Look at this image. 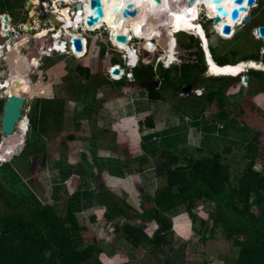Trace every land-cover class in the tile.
<instances>
[{"label": "rangeland", "instance_id": "obj_1", "mask_svg": "<svg viewBox=\"0 0 264 264\" xmlns=\"http://www.w3.org/2000/svg\"><path fill=\"white\" fill-rule=\"evenodd\" d=\"M40 1L28 6V0H0V13L10 17L18 38L23 37V29L25 31V27H19L22 21L40 25L46 17ZM45 1H49L52 8L57 3L61 9L75 10V5L68 4L69 0ZM203 13L197 21L204 32L189 24V27L178 22L166 25L177 39L176 62L169 70V76L172 81H181L182 64L201 65L197 54L190 56V52L195 54L200 50L204 62L206 53L211 73H206L204 78L207 81L214 77L226 80L211 84L212 88L223 86L220 97L211 103L206 98L201 100L209 82L199 83L198 88L184 93L182 88L186 85L178 88L161 81L158 73H166L163 65L167 60L161 62L159 48L151 53L146 41L157 36L132 41L139 49L141 62L153 65L157 74L150 84L157 89L165 88L159 92L160 99L151 100L150 90L143 88L141 82L136 83L134 77H127L129 62L125 57L122 60V50L112 47L107 34L113 24L103 19L87 27L85 34L83 31L88 26L85 20L84 24L73 27L82 40L80 53L75 51L73 43H68L62 51L70 46L74 56L53 54L47 58L42 53L43 58L33 62L36 66L28 75H19L22 81H30L33 86L30 94H25L24 116L28 120V132L20 151L9 154L5 147V155L11 158L16 154L18 157L21 151L29 154L28 159L18 158L12 165L16 171L21 170L30 194L40 202L48 199L60 217H65L71 209L87 227L80 252L83 264L235 263L238 249L234 240L228 238L221 227H215L211 220L208 231L201 227L207 214L215 210L204 201L194 208V221L188 218L183 206L168 213L177 226L167 236L166 244L143 243L134 249L118 232L125 225H131L141 229L149 239L154 238L152 222L127 216L153 207L155 192L166 186V180L155 174L165 160L163 153L166 150L191 158L219 153L221 162L229 166L235 185L252 169L264 173V80L250 73V70L264 71V39L255 33L257 27L264 25V0H257L250 19L231 27L230 34L217 28ZM61 26L53 29L58 31ZM195 31L200 34L203 47L198 39H190L189 35ZM66 41L68 36L62 32L58 42ZM252 55H259V61L251 59ZM219 59L231 65L228 67L242 65L244 69L238 75L222 72L227 67L219 68L217 63H223ZM114 60L125 73L117 81L109 73ZM36 62L41 63L40 68ZM139 67L138 70L140 64ZM7 81L8 78L3 80V88ZM195 89H202V95L198 96ZM149 119L153 127L147 125ZM35 135L45 139L41 151L30 142ZM250 142L255 144L257 151L247 160L246 145ZM101 163L112 164L101 169L98 166ZM1 185L3 183H0V190L3 189ZM56 198L58 201H54ZM75 201L79 205L76 206ZM1 202L0 209L3 207ZM106 206L115 211V221L111 223L105 220ZM33 213L34 210L29 208L28 219Z\"/></svg>", "mask_w": 264, "mask_h": 264}, {"label": "trees", "instance_id": "obj_2", "mask_svg": "<svg viewBox=\"0 0 264 264\" xmlns=\"http://www.w3.org/2000/svg\"><path fill=\"white\" fill-rule=\"evenodd\" d=\"M190 35L202 42L197 31ZM190 39L195 41L194 37ZM152 43L153 46L148 45L149 51L155 53L158 47L154 41ZM196 54L201 65L182 64L181 81L176 82L170 79V69H163L166 73L159 76L163 83L177 85L178 88L189 83L193 87H198V83L209 82V85L204 88V96L201 100L206 98L205 100L211 103L220 97V91L223 88V86L212 88L211 84L216 81L223 83L226 80L222 77H214L207 81L204 76L208 68L204 69L202 52L198 50L195 54L190 52L189 55ZM250 58L259 61V55H252ZM219 60L223 62L219 64L220 67L230 65L222 59ZM113 62L116 63L115 60ZM143 64L146 69H140L134 73L140 80L146 79L140 85L150 90L151 100H157L163 88H153L155 86L150 83L155 81L157 74L153 77L150 72L154 70L153 65ZM250 73L264 80L263 70H250ZM200 74L202 75L193 79ZM6 87L7 85L1 90L4 91ZM2 107L3 101L0 100L1 113ZM147 125L153 127L151 119L147 121ZM4 139V142H7V138ZM27 141L29 142V138ZM37 141L36 136L30 140L32 143ZM1 144L0 137V148ZM37 144H34L36 148ZM17 145L8 144L6 150L9 154L16 153L22 149V146ZM246 147L248 153L245 159L250 160L252 153L257 151V147L252 142ZM163 156L165 160L155 173L157 178L166 180V186L155 192L152 197L153 207L143 209L142 213L127 216L152 222L154 238L149 239L141 229L131 225H125L118 231L121 233V238L134 249H138L143 243L166 244L167 236L171 235L172 230H175L177 226L168 213L183 206L188 218L194 221V208L199 202L204 201L212 205L215 210L207 214V219L203 220L201 227L208 231L211 220L215 227H221L228 238L234 240V246L238 249L234 264H264V173L252 169L239 178V183L235 185L231 181L229 166L221 162L220 154L217 152L212 153V156L191 158L181 156L169 149L163 153ZM28 157L29 154L23 151L14 160L28 159ZM13 161H10L5 151L0 149V183H3L1 185L3 189L0 190V202L3 198L1 202L3 207L0 209V264H83L80 252L84 247L83 233L87 231V227L80 222L71 209L65 217H60L46 200L40 202L31 195L29 188L23 182L20 168V171H16L12 165ZM99 199L102 200V197L99 196ZM29 208L34 210L30 219L27 217ZM121 212L118 211V213ZM114 215L115 211L108 206L105 214L106 222L115 221Z\"/></svg>", "mask_w": 264, "mask_h": 264}, {"label": "bare ground", "instance_id": "obj_3", "mask_svg": "<svg viewBox=\"0 0 264 264\" xmlns=\"http://www.w3.org/2000/svg\"><path fill=\"white\" fill-rule=\"evenodd\" d=\"M216 1H219L217 2L218 3L217 5L219 6L223 5L224 8L230 11L229 6L231 5L232 0H199L198 2H191L190 0H163L160 6H157L152 0H110L107 3L104 2V15L101 17V19H103V21L107 20L113 24V27L108 28L107 37L112 47H115L116 50H120V51L122 50V60L125 57L127 60L132 59L133 61H138V59L141 60V58H139L137 47L132 41L135 38V36L139 37L137 38L139 40H144L143 38L150 39L152 36H154L153 32L155 30L153 31L150 24L145 23V19L150 15L155 16L156 21L159 24L161 30H159V32H154L158 34L155 39H152V41L156 43V46L160 49L162 53L161 54L162 56L161 62H162L163 60L165 61L167 59H170V60L173 59L174 57L173 54H174L176 41H177L174 31L170 27L169 28L168 26L166 27V25H169L173 22L174 23L178 22L181 25H187V27L191 25V28H194L195 30L200 29L201 32H204V30L201 28V24H198L197 19L199 18L200 14H202L203 12H204L203 14H205V16L209 20H213L214 18H216L219 15V11H218L219 6H216ZM71 2L74 3L75 5L78 2H82L84 5V9L83 10L75 9V11L71 13L69 12V10H59L60 8H62V6L56 3L54 7L58 8L59 16L58 17L55 16V18L52 20V27H54V29L57 26L63 25L61 24L62 22H64L63 19H66L69 21L67 25L63 28L64 30L62 31L67 34L68 43H73V40L76 39V37L78 36L76 33V30L73 27L74 26L78 27V25L81 22H83L84 20L87 21L88 16L90 14H93V11L89 7V0H71ZM120 2H123L125 4L124 10L122 12H114L113 10L115 6L119 4ZM37 3H38V0H28L27 5L28 6L37 5ZM256 6H257V0L255 1V4L252 7L248 8L247 10H242L239 13L237 23L231 21V19L229 18V14H228L227 16H221L220 23H216L215 26L217 28L223 29V26L225 24H229L231 27H236L239 24H241L243 21L247 22L250 19L251 10H253ZM135 7L138 8V12L134 15L132 13H133V8ZM5 16H7L8 18V21L6 22L4 21ZM9 23H10V17L8 15H0V24L5 25L7 27L6 30H4L3 27L0 28L1 48H2V45H5L8 48V45H9L8 39H10V36L12 35L19 36V34H16L15 30L8 29L10 28ZM115 24L117 25L116 27L114 26ZM19 27H22V28L25 27V32L30 33V34H33L32 30H35V29L38 30V31H35L37 34L34 32L33 37L37 39L36 41H38L39 43L41 42V39H43V37L44 39L42 41H44L46 37L48 38L50 37L49 39L52 41V45L50 47L44 48L41 44L39 47H37V49H39L37 51L39 53V58L42 57V53L45 56L51 57V55L61 52L63 47L65 46V45L61 46V43L57 42V40L61 38L62 32L57 33L60 36H56V38H54L50 36V33L48 32V30H51V29L42 30L40 25L37 24V22L33 25L30 24V22L24 23L22 24V26H19ZM87 27H90V26H87ZM20 31L22 32V30ZM255 33L259 38L264 39V37L260 36L258 32V27L257 29H255ZM165 34H167L170 37V42L167 48H161L159 46L158 40L161 36ZM120 35H126L129 42L127 43L118 42L117 37ZM202 35H204V33H202ZM22 36L23 37L21 38L17 37L16 43L14 44V47L12 48L13 50L10 53L11 55H9L10 57L7 58L11 67L14 61L20 56L19 48L21 47V44H24V46L27 45L28 36H25V35H22ZM78 37L80 38V36ZM5 38H6V42H4ZM146 41H151V40H146ZM202 46H203V42H202ZM30 48L31 47H29V50ZM9 49L11 50V48ZM66 50L69 51L68 52L69 55L74 56L73 52L71 51L70 46L66 47ZM40 52L42 53L40 54ZM62 52H65V51H62ZM21 57L25 59L28 68L30 67L29 70H31L32 67L33 68L35 67L33 62H35L37 58L34 57L30 59L28 55H24ZM36 63H37V68H40L41 63L39 62H36ZM213 64L216 67L214 62ZM207 65H208L207 75H210L211 72H210L208 60H207ZM118 68H120L121 70L120 74L115 75L113 72V75L115 76L113 77V79L116 81L121 79V76L124 74V72H122L123 68L120 66H118ZM114 69L115 67L112 70ZM243 69H244L243 66L240 65L239 67H234V68L233 67L224 68L222 72H230L233 75H238L240 74V72L243 71ZM112 70L111 68H109V73L112 72ZM15 71H16L15 68L12 67L10 68V73H7L8 81H7V87L5 88L7 91H4L3 94H5V96L7 97L14 96L19 99H23L26 102L27 100L26 95L21 91V89L14 88L12 85L8 86V83H10V81L13 78H19L20 73L19 72H18L19 74L15 73ZM224 76H228V75H224ZM23 82H26V81H23ZM1 89L2 88L0 86V90ZM17 125H20L17 128L18 129L17 135H21L24 138V135L28 132V125H27L26 119L22 118L21 122H19V124ZM2 143H3V140H2Z\"/></svg>", "mask_w": 264, "mask_h": 264}, {"label": "water", "instance_id": "obj_4", "mask_svg": "<svg viewBox=\"0 0 264 264\" xmlns=\"http://www.w3.org/2000/svg\"><path fill=\"white\" fill-rule=\"evenodd\" d=\"M109 1L110 0H89V7L93 11V14H90L88 16V19L86 21L87 22L86 24L88 26H94L95 24H97L99 22L101 17L104 15V2L107 3ZM152 1L157 6H160L163 2V0H152ZM190 1L191 2H198L199 0H190ZM255 1L256 0H232L231 5L229 6L230 11H228L226 8H224L223 5H220V6L217 5L218 4L217 2H219V1H216V6H219V8H218L219 15L213 19V22L215 24L220 23L221 16H227L229 14V18L231 19V21L237 23L239 13L242 10H247L248 8L252 7L255 4ZM124 7H125V4L123 2H120L119 4H117L115 6L113 11L114 12H122L124 10ZM75 8L77 10H83L84 5L82 2H78L75 5ZM137 12H138V8L137 7L133 8L132 14L135 15ZM131 17H133V16H131ZM54 18H55V15L49 16L50 20H53ZM4 21L5 22L8 21L7 16L4 17ZM145 23L150 24L153 31L155 30L154 32H159L160 26L157 23L155 16H152V15L148 16L145 19ZM154 32H153V35L157 36L158 33H154ZM223 32L226 34H230L231 33V26L229 24H225L223 26ZM258 32H259L261 37H264V25H261L258 27ZM134 39H135V41H137V38H134ZM36 40L37 39L34 40V45L31 48L32 52H30L28 55V57L30 59H32L34 57L37 59L39 58V53L35 50L36 47L38 46V43H39ZM117 41L120 43L129 42L126 35L118 36ZM152 42L153 41L151 39V41L149 42L150 46H153ZM169 42H170V37L167 34L161 36L158 40L159 46L161 48H167L169 45ZM12 43H14V39L12 40ZM40 43L44 48H48L50 46V40L48 38H46L44 41H41ZM73 45H74L75 51L77 53H80L82 51V40H81V38L76 37V39L73 40ZM12 50L13 49L10 50L5 45H2V53H3L4 59H5L4 63H6L7 68L10 69V68L14 67L16 72L17 73L19 72L20 75H22V76L28 75L29 68L26 64L25 59L23 57H21V55L14 61L13 65L11 67L7 58L10 57L9 55H11L10 53ZM228 66H231V65H225L222 67H228ZM207 68H208V65H207V62L205 60V69H207ZM113 72H114V74H120L121 70H120V68L116 67L113 70ZM4 73L5 72L3 70L0 71V77L1 78L4 76ZM201 75L202 74L196 75L194 77V80L196 79L197 76H201ZM244 80L247 81V77H245ZM10 83L14 88L21 89V91L26 95L30 94V92L32 91L33 86H32V83L30 81L24 83L20 78H13L10 81ZM153 88H155V87H153ZM192 89H193V85L191 83H189L184 88H182V91L184 93H188ZM4 91H7V90L5 89ZM26 104L27 103L23 99H19V98L14 97V96H8L7 99L3 101V107H2L3 114L1 117L2 134H3V136H1V138H3V143L1 144L2 146L0 148L3 151H5V146L7 149L8 144L9 145L18 144L17 146H22L23 137L21 135H17V133L15 132V127L21 121L22 112H23ZM4 138H7V142H4V140H5ZM15 156H16V154L11 156L10 161H13Z\"/></svg>", "mask_w": 264, "mask_h": 264}, {"label": "built area", "instance_id": "obj_5", "mask_svg": "<svg viewBox=\"0 0 264 264\" xmlns=\"http://www.w3.org/2000/svg\"><path fill=\"white\" fill-rule=\"evenodd\" d=\"M53 1V0H52ZM39 5H40V7H42L43 8V10H44V13L46 14V17H45V19H44V21L42 22V26L45 28V29H50L51 28V30H49L50 31V34H51V36L52 37H54V38H56V36H60V35H58L57 33H59V32H57V31H55V30H53V28L52 27H50L49 28V26H52V20H50L49 19V16L50 15H55L56 17H58L59 15V13H58V8L56 7H53L52 8V5H50V2L49 1H45V0H42V1H40L39 2ZM11 30H13V28L11 27L10 28ZM13 37H17L16 35H14ZM46 38H48V37H46ZM50 38V37H49ZM9 40V39H8ZM60 39H58L57 40V42L59 41ZM50 42H51V45H52V41L50 40ZM66 44H68L67 42H64V43H61V46L62 45H66ZM73 45V44H72ZM10 47V43H9V45H8V48ZM39 47V46H38ZM39 49H37V51H38ZM65 51H67L66 49H65ZM0 52L2 53V48H1V46H0ZM0 53V58H1V54ZM116 68V67H118V65H113L112 67H111V70L113 69V68ZM30 68V67H29ZM32 71V70H31ZM111 74H113V70H112V72H110ZM127 77L129 78V79H131V78H133L134 76H133V74L132 73H128L127 74ZM134 79H135V77H134ZM1 81V80H0ZM1 82H3V81H1ZM6 83V82H5ZM194 90V89H193ZM195 93L198 95V96H201L202 95V93H203V90L202 89H195ZM0 99L2 100V99H4V96L2 95V94H0ZM24 113H25V110H23V112H22V118H24V119H26V122H27V118L24 116ZM1 117H2V113L0 112V132H2L1 130H2V124H1ZM21 118V119H22ZM28 125V124H27ZM18 127L20 126V125H17ZM17 126L15 127V132L18 130L17 129Z\"/></svg>", "mask_w": 264, "mask_h": 264}, {"label": "clouds", "instance_id": "obj_6", "mask_svg": "<svg viewBox=\"0 0 264 264\" xmlns=\"http://www.w3.org/2000/svg\"><path fill=\"white\" fill-rule=\"evenodd\" d=\"M70 6H74L75 4L74 3H72L71 2V0H69V3H68ZM76 9V8H75ZM75 11V10H74ZM74 11H71V13H73ZM11 21V20H10ZM62 26H65V24L64 25H62ZM50 27H52V26H49V28ZM52 28H54V27H52ZM41 29H43V30H47V29H45L44 27H41ZM51 29V28H50ZM56 31V30H55ZM48 32H50L49 30H48ZM57 32H62V29L60 28ZM181 34H183L182 32H181ZM186 35V34H185ZM189 36H191V37H194V38H196L195 36H192V35H189ZM49 39V38H48ZM196 39H198V38H196ZM12 40L13 39H11V42H12ZM50 40V39H49ZM199 40V39H198ZM200 41V43H201V40H199ZM10 42V43H11ZM67 42V41H66ZM68 43V42H67ZM39 44V43H38ZM50 46H51V42H50ZM49 46V47H50ZM38 47V46H37ZM37 47H36V50H37ZM202 47V46H201ZM10 48V47H9ZM8 48V49H9ZM68 52L69 51H65V52H59V53H57V54H59V55H65L66 53L68 54ZM174 55V57H173V59L172 60H170V59H167V63L165 64V65H163V69H165V70H167V69H171L172 67H173V65H174V63L176 62V59H175V53L173 54ZM44 57H49V56H44ZM43 58V57H42ZM41 57H40V60L42 59ZM214 59V58H213ZM128 64H127V67H128V69L130 70V72L129 73H132L133 75H134V72L135 71H137L138 70V68H140L139 67V64L141 65V69H146V66L141 62V60L140 59H138V61H133L132 59H128ZM114 65H118V66H120L118 63H114ZM113 66V65H112ZM111 66V67H112ZM110 67V68H111ZM121 67V66H120ZM122 69V68H121ZM123 72V71H122ZM151 72V74L153 75V77L155 76V74H156V72H154V70H151L150 71ZM128 74V73H127ZM126 74V75H127ZM115 75H117V74H115ZM124 75H125V73H124ZM158 75H160V76H162V74L161 73H158ZM135 77V82L136 83H139L140 84V82L142 83L143 81H146V79H144V80H140L137 76H134ZM152 77V78H153ZM148 79V78H147ZM194 79V78H193ZM203 83V82H202ZM3 84H5V83H3ZM197 85H199V83L197 84ZM146 88V87H145ZM148 88H150V87H148ZM194 88H198V87H193V89ZM157 89V88H156ZM165 89V88H164ZM2 90H0V94H2L3 96H4V99H2V101H4V100H6L7 99V96H5V94H3L4 92L2 91ZM1 100V99H0ZM2 114H3V111H2ZM21 122V121H20ZM27 122H28V120H27ZM19 124V123H18ZM2 131V130H1ZM1 133V135H0V137L1 136H3V134H2V132H0ZM21 154V153H20ZM19 154V155H20Z\"/></svg>", "mask_w": 264, "mask_h": 264}, {"label": "flooded vegetation", "instance_id": "obj_7", "mask_svg": "<svg viewBox=\"0 0 264 264\" xmlns=\"http://www.w3.org/2000/svg\"><path fill=\"white\" fill-rule=\"evenodd\" d=\"M63 1H64V0H63ZM59 10H68V9H61V8H60ZM0 14H3V15H4L5 13H0ZM6 14H7V13H6ZM44 19H45V18L42 19L41 24H40V27H43V26H42V22L44 21ZM63 21H64V22H62L61 24H63V25L65 24V26H66L67 23L69 22V21L66 20V19H63ZM31 22H33V21H31ZM24 23H26V22L22 21L20 26H22V24H24ZM34 23H35V22H34ZM81 23L84 24V21L81 22ZM9 24L11 25V21H10ZM10 25H9L10 28L12 27L13 30H16V29H14V26H10ZM65 26H62V27H61L62 31L64 30L63 28H64ZM2 27H3L4 30L7 29V27H6L5 25H1V24H0V28H2ZM10 28H8V29H10ZM86 28H87V26L85 27V29H84V31H83L84 34H85V32H86ZM42 30H43V29H42ZM35 31H38V30L35 29ZM35 33H36V32H35ZM74 33H75V32H74ZM33 34H34V33H33ZM33 34L27 33V32H25L24 29H23V35L28 36V37H27L28 40H27V45H26V46H24V44H21V47L19 46V47H20L19 50H20V55H21V56L29 55V53L32 52V49H31V48H32V46L34 45V40H35V38L33 37ZM36 34H37V33H36ZM11 35H12V34H11ZM12 36H13V35H12ZM13 39H14V43H12V42L10 43V48H11V49L14 47V44L16 43V39H17V37H14ZM43 39H44V37H43ZM22 40H23V39H22ZM4 42H6V38H5V41H4ZM1 45H2V44H1ZM23 46H24V47H23ZM29 47H31L30 50H29ZM35 50H36V49H35ZM36 51H37V50H36ZM25 53H26V54H25ZM41 53H42V52H40V54H41ZM43 57H44V56H43ZM4 60H5V59H4V55H3V53H2L1 58H0V71L3 70L5 73H4V76H3L2 78L0 77V80H1V81L5 80V79L7 78V75H8L7 73H10V69L7 68L6 63H4ZM33 64H34V63H33ZM15 73H17V72L15 71ZM1 81H0L1 88H3V87H2V82H1ZM1 92H2V91H1Z\"/></svg>", "mask_w": 264, "mask_h": 264}, {"label": "crops", "instance_id": "obj_8", "mask_svg": "<svg viewBox=\"0 0 264 264\" xmlns=\"http://www.w3.org/2000/svg\"><path fill=\"white\" fill-rule=\"evenodd\" d=\"M10 26H12V25H10ZM14 29H15V27H14ZM130 53H132V52H130ZM87 55H88V53H87ZM36 136V135H35ZM36 140H38L37 142H38V144H37V142L36 143H34L35 145L37 144V149H39L40 151L41 150H43V148H44V144H43V142L45 141V139H41V138H39V137H36ZM45 143V142H44ZM213 149V148H212ZM22 152V151H21ZM108 164H112V163H108ZM108 164H105L104 165V163L102 164H98V166L99 167H101V169L102 168H105V167H107V165ZM102 171H104V170H102ZM156 172V171H155ZM156 174V173H155ZM23 181H24V179H23ZM67 181V180H66ZM58 198H56V199H54V201H58L57 200ZM47 201L51 206H53L49 201H48V199H43V201ZM53 203H55V202H53ZM75 205L77 206V205H79L78 204V202L77 201H75Z\"/></svg>", "mask_w": 264, "mask_h": 264}]
</instances>
